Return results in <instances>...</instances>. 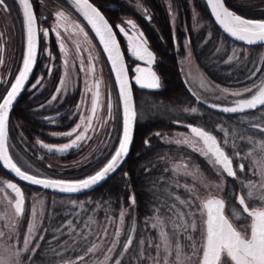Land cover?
I'll use <instances>...</instances> for the list:
<instances>
[{"label": "snow or ice", "instance_id": "6c2138e0", "mask_svg": "<svg viewBox=\"0 0 264 264\" xmlns=\"http://www.w3.org/2000/svg\"><path fill=\"white\" fill-rule=\"evenodd\" d=\"M16 3L23 17L26 43L25 52L21 57V66L17 69V74L11 77L12 82L4 81L6 85L5 92L0 95V161H3V166L12 171L19 179L32 185L42 186L45 189L58 190L68 194L92 189L115 173L126 161L131 151L134 122L138 118L132 84L135 83L140 88L148 90H158L161 87L158 75L150 67L155 62L154 53L149 49L144 33L138 29L132 20L126 21L127 29L124 26L116 25L118 32L126 39L131 55L149 65V67L137 65L133 69V77L130 80L127 75L124 53L113 27L101 11L89 0H73L77 10L98 38L114 72L122 108L120 135L116 147L107 161L93 174L85 178L66 180L62 178H42L40 174H29L27 171H22L21 167L14 162L13 156L9 154L7 143L8 120L10 110L21 96V93L26 90L25 85L36 65L38 36L42 34L43 37L47 38L49 29H43L41 33L32 0H16ZM207 4L210 6L215 21L230 37L248 45L256 43L264 45V19L245 18L230 10L225 4V0H207ZM0 11L5 13L9 11L6 0H0ZM63 15V12H58L56 18L59 19ZM56 27H63V24ZM56 27H53L52 31L59 38L60 33L56 31ZM129 29L134 30V35H129ZM80 30L83 31L82 28ZM84 35L87 38V33H84ZM58 47L63 49L62 41ZM44 50L51 60V54L47 52V43ZM216 51L218 52L219 49ZM235 53L236 50L232 49V55H229L225 62H230ZM89 59L91 60V57ZM46 67L48 71H51L50 65ZM81 67L83 70V61H81ZM258 72L264 75V70L254 66L249 70L247 79L253 80ZM42 81L43 77H37L35 82L30 85L31 89L38 90L42 86ZM96 88L97 91L93 93L91 100L92 115L87 118L88 124L82 131H79V129L85 123L83 116L80 118V123L76 124L70 131L53 134L66 137H73L75 134L70 142L59 147L41 141H37V143L49 152L65 153L74 147L79 148L80 142H87L88 139H91L87 133L89 128L92 127V118L99 106L98 84ZM86 91H91V89L86 88ZM223 91L227 92L228 90L223 89ZM60 92L61 89L57 88L56 93L60 94ZM57 94L50 97L47 102L49 105L57 100ZM232 95L242 98L233 101V106L221 107L213 103L209 107L230 114L254 112L259 109L261 114L250 118L247 123L249 128L253 130L254 135L264 137V84L256 86L253 80L252 86L246 85L242 90L233 92ZM197 99L199 98L197 97ZM82 103H84L83 99L78 102V109H80ZM45 106V104H41L39 107L44 108ZM112 109L111 94L109 93L107 104L109 118L112 115ZM196 111V108L191 109L192 113H196ZM45 119L53 122L54 118L46 117ZM104 123L106 124L107 120ZM187 127L190 128L191 133L196 138L195 142L189 143V147L192 148V151L198 152L206 158L219 181L218 183L208 181L205 184V187L211 185L215 189V195L209 194L206 199L202 200L195 184L189 185L177 182L176 188H184L189 193L187 198L169 193L179 203L180 207L176 203L165 205L163 206L165 208L164 219L157 216V223L151 225H148V222L145 221L146 226L152 229L159 228L158 242L153 244L151 238H148L146 245L145 239H138L135 241L134 247L133 234L136 231V225L135 220H133L123 244L120 245L119 252L114 251L119 244L121 235L119 226L111 234L110 242L104 243L105 239L110 237L109 224L115 223L111 218H109L108 223L103 225L102 232L95 233L89 230L87 222L77 231L73 218H69L64 224L43 230L44 232L51 231L53 234L52 239L56 241H60V237L63 235H67L69 238L51 249L55 257L60 258L63 264H86L87 258L96 253H100L103 261L107 264H122V262L123 264H137V262L138 264H187V262L193 260L195 264H264V139L254 141L253 136H242L241 140L251 146L247 152H242L238 150L235 141L230 142L227 133H225L223 139H218L212 131L205 130L202 126L187 125ZM155 135L159 136L160 133L157 132ZM177 143H181V141L178 140ZM144 144L149 146V138H145ZM197 144L201 146H197ZM257 157H259V160H257ZM257 164H259L258 169ZM48 167H51V165ZM179 168L180 166H177V170ZM183 168L185 176L193 175L192 171H188L187 163L183 165ZM145 171L149 170L145 169ZM195 172L203 176L198 167L195 168ZM124 176L127 179L128 173L125 172ZM225 178H231L237 184L236 188L229 190L227 197L228 200L234 201L239 208V211L233 209L235 219H243V223L239 226L235 225L225 215L226 201L220 195L224 189ZM7 187L15 193L14 214L16 217H20L25 210L24 194L15 183H9ZM75 203V201H72V204ZM135 205V194L130 192L129 208L134 211ZM81 207H83L82 204ZM154 210L156 213H160L161 207L157 206ZM126 214L127 210L122 209L120 211V225H123ZM35 217L36 209L33 205L30 222L22 237L16 225H12L11 230L8 232L0 230V264H35L34 255L40 249V242L44 241L43 234L37 237L34 232ZM74 219L79 223V213L75 215ZM198 221L199 230L197 228ZM65 227L68 229L67 233L63 231ZM90 236L93 237L92 240H89ZM181 237L185 240L186 247L189 250L184 255H182L183 248L180 244ZM170 241H174L175 246ZM48 243L51 244V241ZM68 252H73V256L64 255Z\"/></svg>", "mask_w": 264, "mask_h": 264}, {"label": "trees", "instance_id": "16d2710c", "mask_svg": "<svg viewBox=\"0 0 264 264\" xmlns=\"http://www.w3.org/2000/svg\"><path fill=\"white\" fill-rule=\"evenodd\" d=\"M225 2L231 10L245 18L264 19V9L261 10L258 6H242L238 3V0H225ZM168 4L173 20L170 19L166 6V13L161 21L164 32L159 35L160 38L157 37L155 41H152L153 48L160 56L162 63L159 72L162 77L163 90L161 92H150L147 96L141 98L136 93L138 111L143 107L145 113L139 112L140 118H138L134 130L133 147L120 170V172H127L128 178H125L124 173L116 174L112 177V180L106 182L97 190L83 196L61 197L42 191L46 196V207L36 236L43 234L44 241L40 242V249L34 255L35 264H63L60 258L55 257L51 249L69 238L67 235H63L60 237V241L53 240L52 232H44L45 228L59 226L69 218H73V223L79 231L85 222L89 223L90 219L93 218L102 225L98 230V232H102L103 224L109 218L113 221H119V213L122 209L116 208V205L122 203L127 204L128 208L124 209L127 210V214L123 225H121L119 244L114 251L119 252L120 245L123 244L133 220H135L136 225V231L133 234V246L135 247V241L138 239H145L147 245L148 238L154 237V234L151 231L152 228L145 225V221L148 222V225H151L150 218L154 214L165 216V208L163 207L165 205L176 203L178 207L180 206L169 193L179 195L181 198H187L189 195L184 188L175 187L177 181L171 175V172L172 166L177 161L182 164L187 163L191 168L198 167L208 181L219 182L207 160L200 154L186 146H178L175 143L163 141L162 138L165 135L172 136L177 131H187L185 128L176 125L175 122L202 126L205 130L212 131L218 139H223L225 133H227L230 142L235 141L238 150L242 152H247L251 147L241 140L242 136H253L254 141L264 139V137L254 135L253 130L249 128L247 123L250 118L261 114L259 110L244 115L223 116L196 102L187 88L184 87V77L179 62V56L183 53L184 45L187 44V36H189V51L207 78L220 87L239 89L244 88L246 85H253V80L256 83L262 75L258 72L253 80L247 79L249 70L254 66L264 70V47L248 48L235 44L226 38L212 19L205 0H170ZM151 5L155 8L157 6L156 3H151ZM174 40L177 41L180 48L178 53L171 52L175 50ZM217 49H219L218 52ZM232 49H235L236 53L233 55V59L226 63L227 57L232 55ZM192 108L197 109L196 113L191 112ZM158 109L161 110L158 111ZM14 115L15 112H13L8 126L9 135L11 136V142H9L13 147L16 129ZM246 129L247 131H245ZM41 130L43 129L37 128L36 132L40 133ZM157 132L160 133L159 136L155 135ZM145 138H149V146H145ZM36 164L46 169L44 164L38 162ZM101 165H103V162L97 164L92 170ZM145 169L149 171L146 172ZM0 175L10 179L2 169H0ZM114 180H117V182L112 184ZM181 181L183 184L186 180L182 178ZM236 187L237 184L234 180L225 178L224 189L220 195L226 201L225 214L235 225L239 226L243 223V219L237 220L233 215V209L239 211V208L234 201L228 200L227 197L229 190ZM22 189L27 191L30 187L22 185ZM31 190L35 189L31 188ZM130 192L135 194L136 205L134 211L129 208ZM72 201L76 203L72 204ZM106 201L108 203H105ZM81 204L83 207H81ZM157 206L161 207L160 213H156L154 210ZM77 213H79V223L74 219ZM28 217V213L22 215L14 224L21 235L28 226ZM115 228L113 223L109 224L110 237L105 239V244L110 242L111 234L115 232ZM63 231L67 233L68 229L65 227ZM49 241H51V244L48 243ZM69 242L71 243V241ZM152 243L155 244L154 241ZM64 255L73 256V252ZM86 264H107V262L103 261L100 253H96L87 258Z\"/></svg>", "mask_w": 264, "mask_h": 264}, {"label": "flooded vegetation", "instance_id": "af4514ba", "mask_svg": "<svg viewBox=\"0 0 264 264\" xmlns=\"http://www.w3.org/2000/svg\"><path fill=\"white\" fill-rule=\"evenodd\" d=\"M258 1L259 8L261 10L264 9V0ZM89 2L101 11L116 32L117 40L124 53L129 79L133 77V69L137 65L141 67H149V65L136 60L131 55L127 41L118 32L116 25L124 26L127 29L126 21L132 20L138 29L144 33L147 45L154 53L155 62L150 67L160 77L161 87L158 90H148L132 84L136 110L138 118H140L139 112L142 111V114H144L145 109L141 107L138 111L136 93L141 98L147 96L150 92H161L163 90L162 77L159 72L162 63L160 56L153 48L152 41H155L157 37L160 38L159 35L164 32L161 21L165 16L166 6L170 19L173 20L172 12L169 9L170 5L168 4L170 0H89ZM6 3L9 5V11L6 13L0 11V95L5 92L6 85L4 81L12 82L11 77L17 74V69L21 66V57L25 52L26 43L23 17L16 0H6ZM32 3L38 17V27L41 29V33L43 29H49V36L45 38L42 34L39 35V52L35 68L29 83H27L26 90L21 94L22 96L14 108L15 111L13 110L15 112L16 126L13 140L14 147L17 150L18 157L41 169V177L66 180L82 179L98 170L102 165L94 170L92 169L97 164L102 162L104 164L116 147L122 122V108L117 91V82L98 38L82 17V14L77 10L73 0H32ZM151 3H156V8ZM149 7L152 8L150 9ZM58 12H63L64 14L59 19L56 18V13ZM59 24H63V27H56ZM53 27H56V31L60 33L59 38L52 31ZM81 28L83 31L80 30ZM84 33H87V38ZM129 35H134V30L129 29ZM61 41L63 42V49L58 47ZM46 43L47 52L52 57L51 60L44 50ZM174 44L175 50L171 52H180L176 40H174ZM186 46L189 49V36H187ZM158 47L162 49L159 45ZM89 57H91V60ZM81 61H83V70ZM48 65L51 66V71H48L46 67ZM37 77H43L42 86L38 90H33L30 85L35 82ZM184 80L185 78L183 82ZM263 81L264 79L260 85ZM97 84L99 85L98 90L100 93L98 97L99 106L92 118V127L89 128L87 133L91 139H88L87 142H80L79 148L74 147L64 155H59V152L56 151L49 152L41 144H38L37 141H41L59 147L64 143L70 142L75 134L73 137L55 135V138L53 134L70 131L76 124L80 123L81 116L84 117L85 123L81 125L79 131L83 130L88 124L87 118L92 115L91 100L93 93L97 91ZM57 88L61 89L60 94L56 93ZM86 88L91 89V91H86ZM109 93L111 94L113 105L110 118L107 113ZM53 94H57V100L49 105L47 102ZM82 99L84 103L80 104V109H78V102ZM41 104L46 106L40 108ZM160 110L158 109V111ZM46 117L54 118L53 122H49V120L45 119ZM105 120H107L106 124L104 123ZM175 124L185 128L186 132L193 135L187 127V125L191 124H182L181 122H175ZM37 128L43 130L37 133ZM9 141L11 142V136L9 135L8 127V145L11 154L10 147L13 146H11ZM203 158L206 159L205 157ZM36 162L44 164L46 169L37 165ZM181 164L179 161L174 163L171 172V175L180 184H182L181 180L184 177L177 174L176 167ZM49 165L51 167H48ZM120 170L115 175L124 173L120 172ZM203 178L207 180L204 175ZM185 180V183L192 185L191 181ZM116 182L117 180H114L112 184ZM184 182L183 184H185ZM116 208L126 209L128 207L127 204L124 205L122 203L117 204Z\"/></svg>", "mask_w": 264, "mask_h": 264}, {"label": "rangeland", "instance_id": "374dc122", "mask_svg": "<svg viewBox=\"0 0 264 264\" xmlns=\"http://www.w3.org/2000/svg\"><path fill=\"white\" fill-rule=\"evenodd\" d=\"M238 3L242 6H251L255 5L259 7V1L258 0H238ZM179 62L180 67L182 70L183 77L185 78V81L189 88L192 90V92L202 101L205 102H211L215 104H221L226 105L230 104L235 99H240L242 97L233 96L232 93L238 90H242L243 88L239 89H227L224 87H220L216 84H214L210 79L207 78V76L201 71L199 66L197 65L193 55L190 54V51L188 47L184 46V51L179 56ZM264 79V75H261L260 78L256 81L255 85L260 86L261 81ZM253 84V83H252ZM252 86V85H251ZM223 89H227L228 91L225 92ZM248 95V94H245ZM163 141H166L168 143H175L177 145L186 146L190 150H192L191 147H189V143L195 142V139L193 135H191L189 132H177L173 134L172 136H163ZM181 141V143H177V141ZM197 146H201L197 144ZM11 155L14 156L13 160L17 163L19 167H21L22 170L27 171L28 173H38L41 174V169L32 163L18 157V153L15 147H10ZM198 153V152H197ZM257 160H259V157H257ZM84 164V163H80ZM78 164V165H80ZM184 164L178 165L180 166L179 170L176 172L178 175L184 177L185 179L192 182V184H195L198 188L199 194L201 195V199H206L209 194L215 195V189L209 185L208 187H205V184L208 182L203 176H200L198 173L195 172V168H191L188 166V171H192V176H185L184 175ZM259 168V164H257V169ZM10 181V179L0 175V230H3L5 232H8L11 230V226L14 225L17 220H19L20 217H16L13 210V202H14V196L8 191L6 184ZM185 190V189H184ZM186 192V191H185ZM188 193V192H186ZM189 194V193H188ZM25 195V210L23 215L27 214L29 215V221L31 219V209L33 205H35L36 209V217H35V227L34 232L37 235L38 229L42 223V218L44 215L45 207H46V196L42 191H36L31 190V188L27 191H24ZM179 204V203H178ZM180 207V206H179ZM157 214H154L152 218H150V224L157 223ZM161 219H164L165 216H159ZM108 223L106 220L104 224ZM103 224V225H104ZM115 227L119 226L120 230L122 229V226L119 224V221H115L113 223ZM89 230L93 233L98 232L101 224L97 223L95 219H90L89 223ZM199 221L197 224V228L199 230ZM116 229V228H115ZM167 229V225H166ZM153 236L151 238L152 241L155 243L159 240V228L152 229ZM24 234V232H23ZM21 235V237L23 236ZM149 235V234H147ZM151 237V236H149ZM93 237L90 236L89 240ZM173 243V246H175L174 241H170ZM34 243V241H33ZM180 244L183 248L182 255L185 253H188V249L186 247V242L183 239V237L180 238ZM187 264H195V261L187 262Z\"/></svg>", "mask_w": 264, "mask_h": 264}, {"label": "water", "instance_id": "95a60500", "mask_svg": "<svg viewBox=\"0 0 264 264\" xmlns=\"http://www.w3.org/2000/svg\"><path fill=\"white\" fill-rule=\"evenodd\" d=\"M205 2H206V5H207V7H208V9H209V12H210V14H211V16H212V19L214 20V22H215V24H216V26H217V28L220 30V32L226 37V38H228L230 41H232L233 43H235V44H238V45H241V46H244V47H248V48H258V47H263L264 45H262V44H260V43H256V44H253V45H248V44H246L245 42H242V41H238V40H236L235 38H232V37H230L228 34H226L223 30H222V28H221V26L220 25H218V23L215 21V18H214V16H213V14L211 13V10H210V6L207 4V0H205ZM225 4H226V2H225ZM226 6H227V4H226ZM231 10V9H230ZM38 41H39V36H38ZM38 52H39V42H38ZM38 52H37V58H38ZM106 54V53H105ZM136 59V58H135ZM124 60H125V57H124ZM137 60V59H136ZM110 63V62H109ZM125 64H126V62H125ZM126 67H127V65H126ZM34 68H35V66H34ZM34 70V69H33ZM33 73V72H32ZM32 73H31V75H32ZM114 73V72H113ZM31 75H30V78H31ZM127 75H128V77H129V74H128V71H127ZM30 78H29V80H30ZM130 78V77H129ZM160 78V77H159ZM130 80H132V78L130 79ZM27 83H29V81L27 82ZM133 84H135V83H133ZM184 84H185V86L184 87H186L187 88V90H188V92L190 93V95L198 102V103H200V104H202L203 105V107H206L207 109H209V110H211V111H213L214 113H218V114H221V115H224V116H237V115H244V114H248V113H251V112H245V113H235V114H230V113H224V112H222V111H218V110H216V109H213V108H211V107H209V105H211V104H213V103H211V102H205V101H202V100H200V99H197V96L192 92V90L189 88V86L187 85V83H186V81L184 80ZM262 84H264V81L262 82ZM261 84V85H262ZM27 85L28 84H26L25 85V89H26V87H27ZM24 93V91L21 93V94H23ZM132 93H133V89H132ZM22 96V95H21ZM21 96L18 98V100H17V102H15L14 103V106H13V108L10 110V113H9V120H10V116H11V114H12V112H13V110H14V108L16 107V105H17V103H18V101H19V99L21 98ZM133 97H134V93H133ZM134 99H135V97H134ZM235 100H238V99H235ZM235 100H233V101H235ZM232 101V102H233ZM134 102H135V100H134ZM232 102L230 103V104H226L225 106H233V104H232ZM218 105H220L221 107H224V105H221V104H218ZM135 107H136V104H135ZM257 110H259V109H257ZM256 110V111H257ZM9 120H8V126H9ZM135 127H136V121L134 122V130H135ZM194 127V126H193ZM189 131H190V128H189ZM191 132V131H190ZM134 135H135V131H134ZM7 143H8V141H7ZM133 143H134V137H133ZM132 147H133V144H132ZM132 147H131V150H132ZM69 151V150H68ZM67 151V152H68ZM66 153V152H65ZM65 153H60L59 152V155H64ZM130 153H131V151H130ZM130 153H129V155H130ZM9 154H10V151H9ZM11 155V154H10ZM129 157V156H128ZM128 159V158H127ZM126 159V160H127ZM15 162V161H14ZM126 162V161H125ZM124 165V163L121 165V167ZM18 166V165H17ZM0 169H2L7 175H8V177H10V181L6 184V187H7V185L9 184V183H15L21 190H22V192H23V194H24V191H23V189H22V185H25V186H27V187H30V188H33V189H37V190H40V191H43V192H47V193H51V194H55V195H60L61 197L62 196H70V197H75V196H83V195H85V194H89V193H91V192H93V191H95V190H97L98 188H100L103 184H105L107 181H109L114 175H115V173H117L119 170H120V168L119 169H117V171L115 172V173H113L111 176H109L105 181H103V182H101L100 184H98L97 186H95L94 188H92V189H89V190H84V191H81V192H78V193H72V194H68V193H62V192H60V191H58V190H52V189H45V188H43L42 186H38V185H32L31 183H29V182H27V181H23V180H21V179H19V177H17L12 171H10V170H8V169H6L4 166H3V161H0ZM22 170V169H21ZM22 171H24V170H22ZM29 174H31V173H29ZM42 178H45V177H42ZM7 189H8V191H10V193L14 196V198H15V193L11 190V189H9L8 187H7ZM24 199H25V196H24ZM14 203H15V199H14V202H13V204H12V206H13V210H14Z\"/></svg>", "mask_w": 264, "mask_h": 264}]
</instances>
